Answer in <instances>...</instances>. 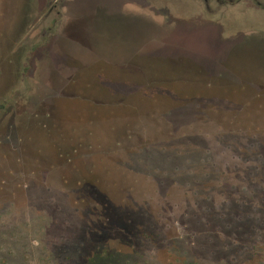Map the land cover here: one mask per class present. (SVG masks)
<instances>
[{
  "label": "rangeland",
  "instance_id": "obj_1",
  "mask_svg": "<svg viewBox=\"0 0 264 264\" xmlns=\"http://www.w3.org/2000/svg\"><path fill=\"white\" fill-rule=\"evenodd\" d=\"M41 3L17 41L19 0H0V264H264L262 49L230 59L257 83L218 95L177 99L162 63L140 93L110 66L77 82L43 51L57 18Z\"/></svg>",
  "mask_w": 264,
  "mask_h": 264
},
{
  "label": "water",
  "instance_id": "obj_2",
  "mask_svg": "<svg viewBox=\"0 0 264 264\" xmlns=\"http://www.w3.org/2000/svg\"><path fill=\"white\" fill-rule=\"evenodd\" d=\"M256 1L264 6V0ZM53 2L55 35L43 51L53 71L64 65L77 72L72 75L77 82L93 65L110 66L117 70V80L140 93L157 82L145 64L162 63L181 73L166 80L179 90V96L173 95L177 99L200 92V87L216 94L214 90L222 87L257 83L230 67L232 56L245 45H257L264 52V10L253 0H49L48 5ZM41 4V0H19L17 41L44 12ZM105 24L114 28L115 35L109 55L101 52L92 32ZM228 76L235 84L224 79Z\"/></svg>",
  "mask_w": 264,
  "mask_h": 264
},
{
  "label": "flooded vegetation",
  "instance_id": "obj_3",
  "mask_svg": "<svg viewBox=\"0 0 264 264\" xmlns=\"http://www.w3.org/2000/svg\"><path fill=\"white\" fill-rule=\"evenodd\" d=\"M257 5H258V7L260 8V9H262V10H264V6H262V5H260L256 0H253ZM57 143H58V141H57ZM62 143V142H61ZM52 145H54V142L53 143H51ZM58 145H60V144H58ZM63 146V145H62Z\"/></svg>",
  "mask_w": 264,
  "mask_h": 264
}]
</instances>
